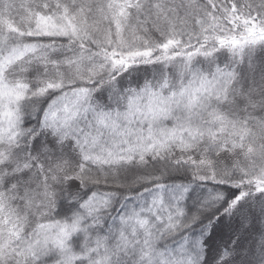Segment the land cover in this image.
Here are the masks:
<instances>
[{
	"label": "snow or ice",
	"instance_id": "obj_1",
	"mask_svg": "<svg viewBox=\"0 0 264 264\" xmlns=\"http://www.w3.org/2000/svg\"><path fill=\"white\" fill-rule=\"evenodd\" d=\"M0 264H264V0H0Z\"/></svg>",
	"mask_w": 264,
	"mask_h": 264
}]
</instances>
